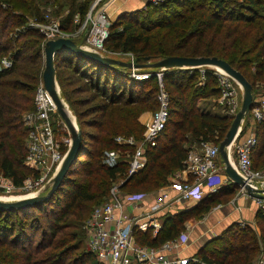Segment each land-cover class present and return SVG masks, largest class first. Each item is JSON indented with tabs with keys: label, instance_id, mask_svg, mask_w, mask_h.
<instances>
[{
	"label": "trees",
	"instance_id": "obj_1",
	"mask_svg": "<svg viewBox=\"0 0 264 264\" xmlns=\"http://www.w3.org/2000/svg\"><path fill=\"white\" fill-rule=\"evenodd\" d=\"M258 3L260 6H257ZM146 5L150 7L151 14L142 18H139L137 9L120 13L118 20L109 27L104 42L106 47L123 52L129 51L137 58L173 55L177 54L176 51L179 49H184L183 54L179 55H214L237 68L251 86L256 79L264 81V0H162ZM27 7L28 5L25 9L29 8ZM82 7L83 5H80L78 9L76 8L77 13H84ZM3 11H5L3 15L7 14V21L12 17L15 26L23 24L17 14ZM71 14L72 8L65 17L66 22L69 21ZM21 31L25 34L20 32L17 38L23 34L31 35L35 39L41 37L40 32L31 26H26ZM19 49L12 47L9 38L3 43L0 42V51L10 52L11 58V66L0 68V171L10 177L15 184L21 183L24 176L31 172L23 164L26 151L23 134L27 129L22 119L23 113L34 107L29 95L34 90L33 84L19 87L16 86L17 81L7 79L15 71V62L23 52L22 48ZM38 49L40 50V47L34 50ZM54 59L75 61L71 72L77 73L82 79L85 78L86 88L92 90L96 96L102 97V103L95 108V111H100V117L91 122L96 128L94 133L85 134L83 128H80L79 151L60 185L49 197L22 208L0 210V231L5 230L7 234V237L0 240V264H104L97 260L95 254L87 247L73 257L70 256L72 251L82 246L84 228L78 232L69 231L68 234L56 238L60 222L66 220L69 215L74 217L83 215L82 210L80 213L78 210L88 202L93 203V206L104 201L108 196L109 187L118 177L121 179L127 177L120 185L124 194L145 192L166 183L169 174L184 167L189 149L186 144L188 140L218 143L231 121L229 114L211 112L196 106L198 98L219 95L217 79L212 70L204 69L200 72L203 82L198 84L194 82V79L199 77L196 68L164 70L162 80L165 88L172 87L177 95L168 93V96L174 97L175 100L172 99L171 105L168 106L165 125L155 144L146 145L143 167L128 176L126 174L128 158L133 146L117 142L116 126L109 118L103 119V113L112 103H119L124 99L127 103L138 100L131 92L129 93L131 85H128L131 87L128 88L126 83L118 80L125 78L126 81H130L133 78L115 64H103L72 51L59 50L55 53ZM83 62L85 63L81 64ZM249 64H253V70L246 69ZM80 65H83V68L88 67V70L93 72L87 73L88 70L79 68ZM138 81L140 84L152 81L156 98L158 83L154 73L147 78H139ZM18 89H22V92ZM126 92L129 95L123 98ZM66 98L68 99L67 95ZM215 105L220 104L215 102ZM256 125V137L259 138V142L261 139V144L258 146L259 142H255L251 149L253 167L254 150L257 149L259 156L264 152V119H259ZM132 135L135 138L141 136L134 133ZM86 137L89 142H86ZM105 149L119 150L120 156L113 165L101 162V154ZM127 186L133 190H126ZM236 186L235 182L228 180L218 190L202 194L196 207L185 208L184 213L183 210L169 209L162 214L161 228L153 236L149 230L137 231L133 228L132 233L139 243L159 245L178 234L182 220L187 217L189 210L197 217L219 199L218 192L231 194ZM212 195H217L216 200L209 199ZM50 201L57 206L54 208L45 206L49 205ZM31 209L39 213L49 231L46 242L40 241L45 239L42 226H35L34 222L26 220ZM75 209L76 212L73 211ZM254 218L259 228L257 231L249 224L241 226L233 222L218 236L208 240L195 255L207 264H253L256 261L264 264V207L256 209ZM33 227L36 231L41 229L42 232L35 243ZM70 240L72 242H66ZM209 245H212L213 250L206 251ZM187 264L199 263L189 260Z\"/></svg>",
	"mask_w": 264,
	"mask_h": 264
},
{
	"label": "built area",
	"instance_id": "obj_2",
	"mask_svg": "<svg viewBox=\"0 0 264 264\" xmlns=\"http://www.w3.org/2000/svg\"><path fill=\"white\" fill-rule=\"evenodd\" d=\"M145 1L154 4L162 0ZM114 2L115 0H92L85 16L86 36L79 41L83 47L102 52L104 40L112 24L108 8ZM60 37L64 36L60 35ZM2 62L4 65H9L11 60L4 57ZM154 74L158 83L156 98L159 106L147 122L140 138H135L133 135L125 138L116 136L118 142L133 146L128 158L126 172L128 176L143 167L146 145L155 144L168 115L167 91L162 80L163 71L158 70ZM147 76L148 73L140 75L142 78ZM216 79L219 87L217 102L223 106L225 112L233 115L238 109L237 103L232 98L231 86L234 79L222 70H217ZM33 104V112L23 116L27 124L23 162L37 173L33 176H25L22 182L31 190L42 186L43 181H47L58 169L71 141L66 124L61 118H55L53 115L55 104L42 82L36 88ZM250 111L253 119H264V95ZM237 135L239 136H236L231 144L234 159L232 165L248 184L258 190H264L259 185L253 184L263 179L261 178L263 171L253 168L250 156L256 136L253 133L239 134V132ZM119 156L116 149H105L101 154V162L113 165ZM218 157V143L200 141L197 147H190L184 163L185 168L191 173V178L172 183V187L177 191L175 196H169L164 190L150 204L145 201V192L124 194L117 185L110 186L106 200L95 204L85 220L87 249L104 264H187L189 258L168 253L184 241L186 235L180 234L178 238L165 240L159 245H148L137 242L132 230L135 225L138 228L153 226V229H156L158 224L153 220L155 212L168 209L180 198L199 199L203 194L204 185L214 188L221 183L223 165ZM50 172L52 174H49ZM2 186L6 191H10L15 185L8 179ZM240 188L245 192L242 187ZM258 201L260 206L264 207V198H258Z\"/></svg>",
	"mask_w": 264,
	"mask_h": 264
},
{
	"label": "rangeland",
	"instance_id": "obj_3",
	"mask_svg": "<svg viewBox=\"0 0 264 264\" xmlns=\"http://www.w3.org/2000/svg\"><path fill=\"white\" fill-rule=\"evenodd\" d=\"M91 2L92 0H1L0 1V4H1L0 8L2 9V11H0L1 12L0 13V32H1L0 42L3 43L6 40V38H9L11 39V44L13 48H20L19 50H21L22 48L23 50L19 59L15 62V65H14L15 71L12 74H10L7 77V79L10 81L12 80H14L15 82L17 81L16 86H19V87H24L22 85L33 84L34 90H32V92L29 94L31 96L32 101L34 98L36 88L42 82V70L44 67L43 44L45 40L50 39V38L60 37V35H63L64 37L72 38L76 42L81 41V39L83 38L85 39V36H86L85 16L90 8ZM27 5L29 8L27 7L28 9H25V6ZM80 5H83L82 10L84 11V13L82 14L77 13V10H76V8L78 9ZM257 6H260V3H258ZM71 8H72V14L70 16L69 21L66 22L65 17L69 13V11H71ZM108 9L110 13V19L113 24L115 23V21L118 20L120 11H118V8L115 2L112 5H110ZM3 10L17 14L18 19L23 21V24L15 26L14 19L12 17H9V20L7 21L6 20L7 14L3 15L5 13V11ZM137 11L139 13L138 15L139 18H142L143 16H147V14L148 15L151 14L149 12L150 7H147L146 4L143 5L142 8L137 9ZM26 26L27 27L31 26L33 28H36L40 32L41 37L39 39H35L31 37V35H24L25 30L24 32H22L21 30L25 29ZM19 33L20 34L24 33V34L17 38L16 36ZM13 41H15L14 44L12 43ZM18 42H20V44H18ZM36 47L38 48L40 47V50L39 49L38 51L34 50ZM11 51H13V49H11ZM183 52H184V49H179L176 51L177 54H173V55L183 54ZM101 53H103L104 55L117 58L120 60L128 61V62H134V61L139 62V63L146 62V60H144L143 58H139L137 60L136 55L129 51L123 52L120 50H112L111 48L106 47L104 43H103V48H102ZM9 54L10 52L5 53V52L0 51V68L11 66L10 64L4 65V63L2 62L4 57H7L11 60ZM163 56H166V55L151 56V57H148L147 61L149 62L155 61ZM66 61L65 60L61 61L60 59L59 60L54 59L55 76H56L58 94L60 98L62 99V102L64 104V107L66 108L67 113H70L73 116V120H74L73 122H75L76 126L79 129L83 128L85 134L94 133L96 131V128L91 125L92 124L91 122L95 121L96 119L100 117V111H95V108H97L102 103V97L96 96L92 90L86 88L85 78L82 79L81 77L78 76L77 73L71 72V67H73V64H74L73 62L75 61H71V60H70L71 62L70 61L66 62ZM84 63L85 62L81 64H84ZM116 66H118V68H120L121 70H125L128 76L133 78L130 81H126L125 78H119L118 80L120 82L126 83L127 84L126 87L128 88L132 87L131 89H129V93L131 92V95L136 97L138 100L133 101L131 103H127L125 102V99H124L123 101L119 103L110 104L106 112L103 113V119L106 120L109 118L112 121V124L116 126L115 127V129L117 130L116 136L125 138L129 135H132L133 133L140 135L144 131L145 126L147 122L150 120L153 112L158 108L159 103L155 102L157 101V98H154L155 88L153 87V82L150 81L149 83L146 82V83L140 84L138 80L139 78H142L140 77L142 73H148V76H150L152 73H155L156 71L162 70V69H159L157 67H152L150 65H144L142 67H136V68L125 67V66H120V65H116ZM79 68H82L83 70H88V67L83 68V65H80ZM195 68L199 71V75H198L199 77L197 79H194L195 80L194 82L196 84L203 82V78L200 72H202L204 69L212 70L215 76H216L217 70L219 69V68L208 66V65H200ZM246 69L253 70V64H249V67ZM241 70H243V68ZM89 72H93V70H88L87 73ZM128 85H131V87ZM231 87H232V93H233L232 98L233 100H235L239 108V105L241 103V96H242L241 87L234 80H232ZM18 90L19 92H22L21 91L22 89H18ZM166 91H167V99H168V106H169L171 105L172 101L175 100V98L174 97L170 98V96L168 95L173 94V96H176L177 93L170 86L168 87V89H166ZM251 91H252V99L254 100V105H255L257 104V101L260 100V98L264 95V81L260 79L254 80ZM129 93L126 92V94L122 97L125 98L127 95H129ZM65 94L68 96V99L66 98ZM217 98L218 96L209 97V98H198L196 101V106L199 107V109L202 108L205 110H209L211 112H218V113L223 112V113L229 114V116L231 115V118H232L233 115L225 112V110L221 108L222 106L221 104L219 106L215 105V102H217ZM33 109L27 110L23 114L25 115L30 112L32 113ZM53 115L55 118H61L62 121L64 122V119L58 113L56 107L54 109ZM78 115H79V118H78ZM173 117H176V115H173ZM22 120H23V124L26 126V129H27V124L25 123L24 118ZM257 121H258L257 119L252 118L251 111H249L244 116L241 122V125H240L241 129L239 131V134L253 133L256 136L255 131L257 127L256 125ZM128 132H132V133H128ZM263 133H264V129H263ZM23 138H24V142L26 146L27 130H26V133L23 134ZM86 142H89V139L87 137H86ZM193 142L194 140H191V141L188 140L186 142L187 146H189L190 143H193ZM256 142L257 143L259 142V138L257 137H256ZM260 144H261V139H260V142L258 143V146H260ZM230 148L231 146L229 147V149ZM230 150H231V154L233 155V152H232L233 146ZM256 150H254V156H253L254 167L253 168L256 170L263 171V176L261 178H263L264 180V152L261 156H259ZM117 151L119 152V150ZM23 164L26 166L24 162ZM27 167L30 169L31 172H28L26 176H33L34 173H37L36 171L34 172V169H32L31 167L29 166ZM52 172H50L49 174H52ZM126 178H122V179L120 177L116 178V180H114L111 186L117 185L120 189L121 183ZM8 179L11 180L10 177L3 175V173L0 171V197L2 198H6L10 196H23L27 194H32V191L34 192V190H37V189L31 190L28 188V186L27 187L26 185L24 186L23 182H21L19 184L14 183L15 186L13 190L11 189L10 191H6L3 188L2 184L5 183ZM45 182L46 180H44L42 184L44 185ZM131 189L132 188L130 186H127L126 188V190H131ZM120 191L122 192L121 189ZM92 204L93 203L88 202L85 204L84 207H80L78 212L80 213L82 210V212L84 213L83 215L79 217H74L73 215H69L66 217L67 219L62 220L60 222V225L57 227L59 230L56 233V236H55L56 238H58L59 236L68 234L69 231L78 232L80 231L79 229H82V227L84 228L85 236L83 237V244L82 246L79 247V249L72 251V253L70 254V256L72 257L80 250L86 248V229L83 224L96 203L93 206ZM45 206L54 208L57 205L54 202L50 201L49 205L46 204ZM259 207H262V206H259ZM31 210L32 211H30V214L27 215L26 220L27 219L31 220L32 222H34L33 224H35V226L36 225L42 226L44 230L43 232L45 234L43 238L45 239L40 240V241L46 242L49 237V231L44 226L39 213H37L35 209H31ZM76 210L77 209L73 211L76 212ZM8 224L9 223L7 221V227L9 226ZM33 234H34L33 243H35L41 237V234H42L41 229L36 231V229L34 228ZM5 237H7L5 230H1L0 240H3ZM66 242H72V240L66 241Z\"/></svg>",
	"mask_w": 264,
	"mask_h": 264
},
{
	"label": "water",
	"instance_id": "obj_4",
	"mask_svg": "<svg viewBox=\"0 0 264 264\" xmlns=\"http://www.w3.org/2000/svg\"><path fill=\"white\" fill-rule=\"evenodd\" d=\"M59 50L72 51L81 56L97 60L103 64H115L125 67H142L150 65L162 69V71L170 68L176 69H192L200 65L216 66L231 76L241 87L242 96L239 108L233 114L228 129L223 138L218 142V153L223 165L224 173L236 183L237 186L242 187L245 192L256 198H264V190H258L248 184L245 178L237 172L228 156V147L231 145L234 138L240 131V125L244 116L254 106L252 99L251 83L244 77V75L235 67L230 65L226 60L217 56H185V55H166L155 61H147L148 56L142 57L146 62H128L104 55L101 52L87 49L79 42L74 41L69 37H56L45 40L43 44L44 67L42 70V83L48 95L55 104V107L70 132V144L67 151L58 167V169L48 178L43 187L33 194L23 195L15 199H1L0 210L15 209L25 206L37 204L49 197L60 185L63 177L67 173L70 165L76 157L81 145V130L76 126L68 115L66 108L60 98L57 90V82L55 76L54 55ZM139 58H137L138 60Z\"/></svg>",
	"mask_w": 264,
	"mask_h": 264
},
{
	"label": "crops",
	"instance_id": "obj_5",
	"mask_svg": "<svg viewBox=\"0 0 264 264\" xmlns=\"http://www.w3.org/2000/svg\"><path fill=\"white\" fill-rule=\"evenodd\" d=\"M118 11H128V10H136L140 9L145 5V0H115ZM246 134V133H244ZM187 144V143H186ZM198 142L190 143V147H197ZM229 152V151H228ZM230 156L233 158L231 154V150L229 152ZM218 160L221 161L220 156ZM222 181L217 184L214 188L208 187L206 185L203 186V194H206L211 191L218 190L221 186L231 180L225 173L222 171L221 173ZM191 173L185 165L182 169L176 170L175 172L169 174L167 176V182L151 189L145 191V201L149 204L154 201V199L160 194V192L166 190L169 196L176 195L177 191L172 187V183L177 180L182 179H190ZM232 181V180H231ZM218 195L219 199L216 200V196ZM212 195L209 199L216 200L211 203L207 210L202 211L200 215L197 217L190 212L187 213V217L182 220V227L179 229L178 234L170 239H176L180 236V234L186 235V239L180 244L170 250L168 253L171 255H179L189 258L190 262H197L199 264H207L206 262L198 259L195 255L202 246L211 238L218 236L229 224L236 222L241 226L245 224L251 225L256 231L258 230L257 224L254 218L256 209L260 206V202L258 198L248 195L244 192L239 186L234 188V191L231 194H217ZM200 199V198H199ZM199 199L193 197H184L180 198V200L175 204L173 203L166 210H159L155 212V216L153 215V220L158 224L156 229H153V226L138 228L136 225L134 226L137 231H146L149 230L151 236L155 235L158 230L161 228L162 224V214L167 212L169 209L171 211H176L177 209L183 210L185 208H195ZM152 217V215L150 216ZM169 240V239H167ZM206 251L213 250L212 245H209ZM258 261L254 262L257 264Z\"/></svg>",
	"mask_w": 264,
	"mask_h": 264
},
{
	"label": "bare ground",
	"instance_id": "obj_6",
	"mask_svg": "<svg viewBox=\"0 0 264 264\" xmlns=\"http://www.w3.org/2000/svg\"><path fill=\"white\" fill-rule=\"evenodd\" d=\"M213 67H216V66H213ZM216 68H218V67H216ZM218 70H221V69L219 68ZM222 71H223V70H222ZM68 115L70 116V118L72 119V121H74V120H73V116H72L70 113H68ZM231 144H232V143H231ZM230 146H231V145H230ZM230 146H229V147H230ZM229 147H228L227 149H228V151L230 152V149H231V148L229 149ZM229 152H228L229 160H230L231 163L234 164V159L230 156ZM253 184L259 185L260 188H264V180H263V179L259 180L257 183H253ZM42 187H43V185L40 186V187H38L37 190H34V192L32 191V194H33V193H37ZM18 197H21V196H10V197H6V198H2V197H0V198H1V199H15V198H18Z\"/></svg>",
	"mask_w": 264,
	"mask_h": 264
}]
</instances>
